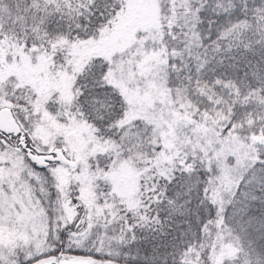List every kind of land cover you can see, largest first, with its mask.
I'll use <instances>...</instances> for the list:
<instances>
[{
  "label": "snow or ice",
  "instance_id": "obj_1",
  "mask_svg": "<svg viewBox=\"0 0 264 264\" xmlns=\"http://www.w3.org/2000/svg\"><path fill=\"white\" fill-rule=\"evenodd\" d=\"M0 264H264V0H0Z\"/></svg>",
  "mask_w": 264,
  "mask_h": 264
}]
</instances>
